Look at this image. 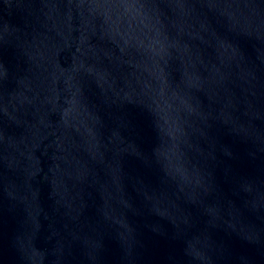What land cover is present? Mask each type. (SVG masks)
<instances>
[{"label":"water","instance_id":"obj_1","mask_svg":"<svg viewBox=\"0 0 264 264\" xmlns=\"http://www.w3.org/2000/svg\"><path fill=\"white\" fill-rule=\"evenodd\" d=\"M0 264H264V0H0Z\"/></svg>","mask_w":264,"mask_h":264}]
</instances>
